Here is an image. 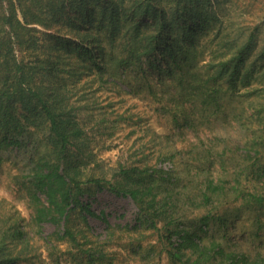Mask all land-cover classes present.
<instances>
[{
  "label": "rangeland",
  "instance_id": "obj_1",
  "mask_svg": "<svg viewBox=\"0 0 264 264\" xmlns=\"http://www.w3.org/2000/svg\"><path fill=\"white\" fill-rule=\"evenodd\" d=\"M40 1L42 5L35 1L37 8L45 7L46 0ZM52 1L51 10L46 8L45 22L28 26L37 42L34 51L16 46V53L38 62L36 80L53 93L50 100L64 113L62 118L71 116L81 132L73 140L80 153L74 152L72 146L70 156L63 162L70 167L78 165L81 180L90 176L103 178L90 183L80 199L92 214L77 208L70 216L71 224L89 241L83 250L91 248L94 259L90 261L88 253L64 241L54 242L55 256L59 264H179L170 254L177 250L179 237L171 234L168 239L166 229L157 232L146 225L135 230L126 228L137 223L139 210L129 196L116 194L110 188L122 180L125 169L133 167L147 169L142 176L153 172L158 178L165 176L161 171L170 168L180 171L183 161L179 149L190 150L196 144L220 154L217 147L227 143L236 154L245 155L243 144L255 137L254 132H260L249 118L244 99L225 93L221 107L206 105L180 86L174 76L180 72L178 62L200 64L206 59L208 39L222 26L235 33L243 26L258 24L256 51L250 59H258L256 68L260 71L264 64V59L258 57L264 45V0H199L193 7H188L186 0H139L155 7L159 14L161 8L165 11L167 27L161 36L164 41L150 54L132 56L123 66L114 63L107 72L87 66L88 56L95 57L94 61L106 56H129V45L127 49L123 46L131 44L129 36L135 24L138 29L151 27L152 18L144 10L134 13L136 0ZM9 2L2 3L6 11ZM55 20L58 22L52 23ZM151 29L157 33L159 27ZM167 42L174 44L172 54L177 56L171 57ZM182 44L188 47L178 49L177 45ZM187 49L190 56L194 54L193 59L184 57ZM222 82L226 87L229 81L224 77ZM11 111L20 123L12 129L1 128L0 141L8 134L6 140L13 137L20 144L0 146V212L16 213L21 225L22 218L31 214L27 163L38 162L40 156L53 158L55 154L47 128L26 122L28 113L22 105L12 106ZM262 155L257 162H264V147ZM229 163L228 169L232 170L243 162ZM41 198L44 200L43 195ZM232 214L225 224L210 223L209 235H216L232 250L252 255L264 250V207L240 209ZM53 230V225L45 224L42 234ZM32 243L33 264H53L39 235L32 238ZM181 250L188 252L189 248Z\"/></svg>",
  "mask_w": 264,
  "mask_h": 264
},
{
  "label": "trees",
  "instance_id": "obj_2",
  "mask_svg": "<svg viewBox=\"0 0 264 264\" xmlns=\"http://www.w3.org/2000/svg\"><path fill=\"white\" fill-rule=\"evenodd\" d=\"M3 1L0 0V129L8 126L12 129L20 123L11 107L22 105L28 113L26 122L47 128L48 140L55 155L53 158L40 156L38 162L27 163L31 214L28 218H22L23 224H18L16 213L0 212V264H15L22 260H29L33 264L30 260L34 246L32 238L37 235L53 264H59L54 251L56 241L79 247L88 253L92 261L91 248L83 250L89 244L86 234L75 229L70 216L77 208L92 214L87 207H83L80 199L88 191L90 183L100 182L103 178L90 176L81 180L78 165L70 167L68 162H63L73 148L74 152L80 153L79 146H75L73 140L78 139L81 132L71 116L62 118L64 113L57 110L56 103L50 100L53 93L36 80L38 62L26 60L15 49L16 46L25 49L31 47L30 51H34L37 42L28 26L44 23V14L51 10L54 3L46 0L45 7L37 8L36 2L41 4L40 0H10L6 11ZM185 2H189L188 7L199 4V0ZM135 5L134 13L141 14L144 10L152 18L153 24L145 29H138L135 24L129 36L131 44L123 46L127 49L129 45V56H106L99 61L88 56L87 66L94 65L107 72L114 63L118 67L123 66L130 62V57L150 54L159 48L164 41H161L162 33L167 27L165 11L161 8L159 14L155 12V7L139 0L134 2ZM56 22L58 20L52 23ZM152 27H159L158 32L154 33ZM257 28L258 24L251 28L243 26L231 33L226 26H222L214 37L208 39L210 50L206 59L200 64L178 62L180 72L174 76L180 86L185 87L190 95L199 96L206 105L221 107L225 93L244 99L249 118L254 120L260 132H254L255 137L243 144L245 155L241 157L236 154L227 143L217 147L220 154L212 148H201L196 144L192 145V150L179 149L183 161L180 171L170 168L161 171L165 176L158 178L153 176V172L142 176L147 169L133 167L131 170L125 169L121 174L122 180H117L110 188L116 194L129 196L139 210L137 223L126 228L135 230L146 225L157 232L166 229L170 233L168 239L171 234L179 237L177 250L170 253L179 264H264V250L255 255L245 250H232L224 246L216 235H209L208 230L210 223L225 224L233 217L232 213L240 209L264 207V162H257L263 156L264 147V64L258 71V59H250L256 51ZM166 46L171 57L178 55L172 54L174 44L167 42ZM187 47V44L177 45L178 49ZM187 50L184 57L193 59L194 54L190 56ZM258 57L264 59V45L260 47ZM224 77L229 81L226 87L222 82ZM12 120L14 123L10 124ZM185 126L189 127L188 121ZM6 136L1 139L0 146L6 143L20 144L13 137L6 140ZM229 162L243 163L240 168L229 170ZM256 220L261 222L258 218ZM175 222L176 230H173ZM45 224L53 225L54 230L43 236ZM82 239L85 240L80 242ZM183 247L189 248V251H182Z\"/></svg>",
  "mask_w": 264,
  "mask_h": 264
}]
</instances>
